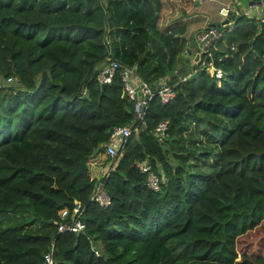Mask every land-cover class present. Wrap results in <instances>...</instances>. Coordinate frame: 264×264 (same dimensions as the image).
Instances as JSON below:
<instances>
[{
	"label": "trees",
	"instance_id": "16d2710c",
	"mask_svg": "<svg viewBox=\"0 0 264 264\" xmlns=\"http://www.w3.org/2000/svg\"><path fill=\"white\" fill-rule=\"evenodd\" d=\"M119 1L128 16L108 12L115 0H0V264H42L50 240L53 264H264L236 250L264 219V22L237 16L215 39L217 83L186 76L183 50L208 20L188 12L195 0ZM111 60L150 85L168 77L173 98L152 97L134 121L118 72L103 88L94 80ZM121 125L130 133L99 206L93 172ZM76 204L82 231H57Z\"/></svg>",
	"mask_w": 264,
	"mask_h": 264
},
{
	"label": "built area",
	"instance_id": "2783aa9c",
	"mask_svg": "<svg viewBox=\"0 0 264 264\" xmlns=\"http://www.w3.org/2000/svg\"><path fill=\"white\" fill-rule=\"evenodd\" d=\"M237 2L238 0H230L226 8L231 9V11L238 16H244V8L239 9L235 7ZM262 4L264 5V2L256 7H260ZM233 6L234 8H232ZM259 20L264 22V18H259ZM232 23L233 22L228 19L227 23L220 24L219 26L204 25L202 27L195 40H193L195 48L193 50L191 49L192 51L190 55H192V57L189 58L192 63V69L187 73V77H190L196 71L200 72L201 70H204L210 76L214 77L217 83H219V80L224 77V72L221 69L216 68L213 63L212 51L215 47L214 41L223 31L230 29ZM186 47H189V44L185 46L183 50L184 53ZM194 56H196L195 59ZM116 71L118 72L117 76L121 82V96L132 104V118L134 121H140V123H143L142 119L144 116V110L152 97L157 96L159 102L165 104L174 96V90L172 88L174 85L169 83L168 77L159 78L153 85H150L136 74L135 66L122 65L112 60L105 62L97 69L94 75V80L100 86L107 85L116 75ZM9 80L10 79H7V81ZM167 129L168 120L162 119L152 128L151 134L156 141L161 142L168 135ZM129 133V125L116 126L111 129L107 141L103 144L106 157L113 159L117 156L118 148L124 143ZM136 167L144 174L146 187L154 191L158 190L161 177L153 171L151 166L146 161H141L136 163ZM112 168L113 162L110 161V163L106 165V169L101 173L99 178H97L94 187L91 190L89 198L99 206H106L109 204V196L104 190L100 178L107 175ZM67 217L69 218V221H63ZM59 218L61 222L57 225V231L67 230L72 233L82 231L83 220L78 204H76L71 211L62 208L59 211ZM53 250L54 244L53 241L50 240L47 250L42 254V264H53ZM91 250L95 255H98L97 250L92 246Z\"/></svg>",
	"mask_w": 264,
	"mask_h": 264
},
{
	"label": "rangeland",
	"instance_id": "374dc122",
	"mask_svg": "<svg viewBox=\"0 0 264 264\" xmlns=\"http://www.w3.org/2000/svg\"><path fill=\"white\" fill-rule=\"evenodd\" d=\"M239 3H242L241 6L245 7V0H241L239 1ZM112 5H114V8L108 10V12L111 15L117 16L119 13H121L122 16L129 15L127 9L124 8L121 1L115 0V2ZM223 6L224 5L220 6L217 0L216 1L203 0L198 3L195 2L191 9L209 13V21H214V23H218L219 22L218 19L222 18L221 10ZM190 41L191 40H189L188 44L191 43ZM188 62L192 69L191 60L187 61V63ZM100 157H101L100 162L102 163V167L104 165H108L111 161V159L110 161L106 160V158L102 155ZM93 176L95 177L94 173ZM236 250L238 253L244 252L247 255L264 254V219L261 221L259 225H257L250 231L244 233L243 235L237 238Z\"/></svg>",
	"mask_w": 264,
	"mask_h": 264
},
{
	"label": "crops",
	"instance_id": "0c3cea01",
	"mask_svg": "<svg viewBox=\"0 0 264 264\" xmlns=\"http://www.w3.org/2000/svg\"><path fill=\"white\" fill-rule=\"evenodd\" d=\"M200 1H203V0H200ZM200 1L195 0V2H197V3L200 2ZM213 1H216V0H213ZM217 1H218V3H219L220 6L221 5H224L223 8H222V10H221L222 18L218 19V21H219L218 23L220 24V23H222L226 19L225 10L226 11L227 10L228 11H231V9L226 8L227 7V4L230 2V0H217ZM241 4L242 3H238L237 4V7L239 9L242 8L241 7ZM191 8H190V11L188 10V12H193V11L198 12L199 11V10H192ZM232 8H234V6ZM199 12H203V13L207 14V19L208 20H207V22H206L205 25H210L211 23L212 24H218V23H214V21H209V13H206L204 11H199ZM244 13H245L244 16L247 17V18H252V17H254L256 19L264 18V5L262 4V6H260V7H256V5L255 6H250V7H245L244 8ZM237 16L238 15H236L235 13H233L230 16L229 21H231V22L233 21L234 22V19ZM105 169H106V165H104L103 167H100V168L95 169L94 172H93L95 174V177L98 178Z\"/></svg>",
	"mask_w": 264,
	"mask_h": 264
},
{
	"label": "water",
	"instance_id": "95a60500",
	"mask_svg": "<svg viewBox=\"0 0 264 264\" xmlns=\"http://www.w3.org/2000/svg\"><path fill=\"white\" fill-rule=\"evenodd\" d=\"M106 2H109L110 0H105ZM239 1H241V0H238V2H237V4L239 3ZM246 2H245V7H250V6H259L260 5V3H262V2H264V0H245ZM237 4L235 5V7L236 8H238L237 7ZM242 8H245V7H243V6H241ZM223 12V11H222ZM232 13L233 12H231V11H226L225 10V15H226V19L222 22V23H220V24H225V23H227L228 22V19L230 18V16L232 15ZM220 24H210L209 26H213V25H215V26H219ZM191 43L189 44V47H186V49H185V54H187L189 57H192V55H190V53H191V51L195 48V43H194V41H190ZM192 49V50H191ZM196 58V56H194V59ZM199 71H196L195 73H193L190 77H193V76H195L197 73H198ZM101 88H103V85H101L100 86ZM88 96V93H87V91H84L83 92V94H82V97L81 98H86ZM76 235H78V233H76Z\"/></svg>",
	"mask_w": 264,
	"mask_h": 264
}]
</instances>
